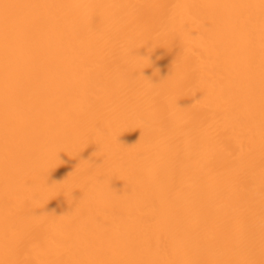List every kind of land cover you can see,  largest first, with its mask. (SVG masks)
<instances>
[{
  "label": "bare ground",
  "instance_id": "6f19581e",
  "mask_svg": "<svg viewBox=\"0 0 264 264\" xmlns=\"http://www.w3.org/2000/svg\"><path fill=\"white\" fill-rule=\"evenodd\" d=\"M0 264H264V0H0Z\"/></svg>",
  "mask_w": 264,
  "mask_h": 264
},
{
  "label": "clouds",
  "instance_id": "9594fccd",
  "mask_svg": "<svg viewBox=\"0 0 264 264\" xmlns=\"http://www.w3.org/2000/svg\"><path fill=\"white\" fill-rule=\"evenodd\" d=\"M97 134H102V132L98 129V130H97Z\"/></svg>",
  "mask_w": 264,
  "mask_h": 264
}]
</instances>
